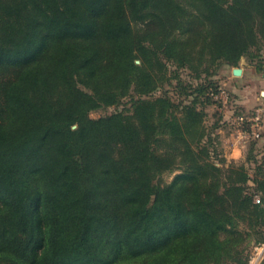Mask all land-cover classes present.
<instances>
[{
    "label": "trees",
    "instance_id": "trees-1",
    "mask_svg": "<svg viewBox=\"0 0 264 264\" xmlns=\"http://www.w3.org/2000/svg\"><path fill=\"white\" fill-rule=\"evenodd\" d=\"M262 44L264 0H0V264H248L264 160L216 165L215 84L167 63L209 76Z\"/></svg>",
    "mask_w": 264,
    "mask_h": 264
},
{
    "label": "rangeland",
    "instance_id": "rangeland-1",
    "mask_svg": "<svg viewBox=\"0 0 264 264\" xmlns=\"http://www.w3.org/2000/svg\"><path fill=\"white\" fill-rule=\"evenodd\" d=\"M138 63L139 61L136 60ZM238 67L241 69L240 75L236 76L232 73V69ZM222 66L216 71V65H209V71H216L209 76L205 73L200 77H195V72L186 67L177 68L173 63H167V75L172 76L174 71H177L179 77L185 82L193 86L201 83H206L208 79L212 80L215 86L208 87L207 91L199 95L196 107L203 111L202 125L205 132L208 133L212 146L210 154L212 160L218 166H227L228 164L244 163L248 173H254V167L264 160V131L261 137L253 139L246 137L243 131L246 129L245 119L248 117L254 108L264 106V97L261 96V91H264V44L260 49H252V56H242L237 66ZM175 83V80H171ZM163 90H167L169 96L174 102L182 101L187 103L191 97H184L176 94L173 87L166 84ZM157 91L156 94H160ZM210 96V101L207 103L205 96ZM129 104L120 106H109L105 109L93 110L89 113L90 117L96 118L110 112L128 108ZM206 139V138H204ZM246 140L245 145L241 149V156L237 159L226 155L227 146L233 141ZM255 141V144H252ZM254 149L250 152L258 162L247 160V154L250 148ZM224 158L222 162L221 159ZM175 172H165L160 176L162 182H169ZM250 244V259L248 264H259L264 257V241L260 244H253L254 237Z\"/></svg>",
    "mask_w": 264,
    "mask_h": 264
},
{
    "label": "built area",
    "instance_id": "built-area-1",
    "mask_svg": "<svg viewBox=\"0 0 264 264\" xmlns=\"http://www.w3.org/2000/svg\"><path fill=\"white\" fill-rule=\"evenodd\" d=\"M245 119L246 129L243 131L246 137L258 139L264 131V106L254 108L251 114L242 118Z\"/></svg>",
    "mask_w": 264,
    "mask_h": 264
},
{
    "label": "crops",
    "instance_id": "crops-1",
    "mask_svg": "<svg viewBox=\"0 0 264 264\" xmlns=\"http://www.w3.org/2000/svg\"><path fill=\"white\" fill-rule=\"evenodd\" d=\"M245 143L246 140H234L227 146V149L225 150L226 155L228 154V156L235 159L239 158L241 156V149L243 148Z\"/></svg>",
    "mask_w": 264,
    "mask_h": 264
},
{
    "label": "water",
    "instance_id": "water-1",
    "mask_svg": "<svg viewBox=\"0 0 264 264\" xmlns=\"http://www.w3.org/2000/svg\"><path fill=\"white\" fill-rule=\"evenodd\" d=\"M232 73H233L234 75L238 76V75H240V73H241V69L238 68V67H234V68L232 69ZM261 96L264 97V91H261ZM73 127H75V125H74Z\"/></svg>",
    "mask_w": 264,
    "mask_h": 264
}]
</instances>
